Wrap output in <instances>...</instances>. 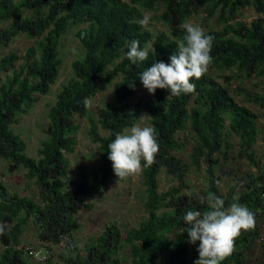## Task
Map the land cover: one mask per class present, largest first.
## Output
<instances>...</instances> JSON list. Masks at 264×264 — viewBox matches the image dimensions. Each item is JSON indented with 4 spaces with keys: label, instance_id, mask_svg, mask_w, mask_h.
<instances>
[{
    "label": "trees",
    "instance_id": "16d2710c",
    "mask_svg": "<svg viewBox=\"0 0 264 264\" xmlns=\"http://www.w3.org/2000/svg\"><path fill=\"white\" fill-rule=\"evenodd\" d=\"M161 6L159 18L167 29L155 32L134 22L145 11ZM248 6L264 13V0H0V157L8 161L10 171L26 170L39 198L9 190L0 177V225L5 226L0 232V264L29 263L21 244L31 219L40 242L64 243L61 258L66 264H193L198 253L196 245L187 240L182 217L189 209L207 210V204L196 197L209 192L224 197L225 206L238 197L252 211L254 226L241 230L232 253L222 261L248 263L251 249L264 241V166L254 148L260 132L258 114L209 72L211 68L264 76V17L251 22L234 20ZM199 13L205 19L216 17L224 26L204 29L212 36V61L206 73L194 80V90L171 96L167 89L157 88L147 99L133 103L142 87L138 74L154 61L168 62L176 50L175 41L182 40L181 25ZM80 24L84 25L76 36L84 53L72 62L73 75L63 83L48 111L46 137L38 157H33L13 124L51 91L63 62L61 39L73 25ZM21 34L35 38L24 53L16 49L1 52ZM132 39L148 49L146 61L133 64L125 56ZM110 85L114 100L90 121L89 134L99 146L100 163L90 170L80 166L74 176L67 157L77 143L79 124L74 117L86 116L89 106L85 102ZM251 96L249 93L246 99L253 100ZM253 97L264 105V93ZM143 113L155 128L159 144L153 163L142 169L145 215L125 233L117 220H110L101 234L79 246L74 238L81 226L79 213L92 209L90 197L117 178L107 158V143L115 132L138 123ZM181 131L193 142L189 160L177 153L188 145ZM232 134L238 137V144ZM237 157L248 160L256 170L237 175L236 182L224 191L220 180L230 173L231 160ZM203 166L204 186L193 189L188 176L193 168ZM162 171L177 182L166 191L160 190ZM46 262L36 264H57L50 256Z\"/></svg>",
    "mask_w": 264,
    "mask_h": 264
},
{
    "label": "rangeland",
    "instance_id": "374dc122",
    "mask_svg": "<svg viewBox=\"0 0 264 264\" xmlns=\"http://www.w3.org/2000/svg\"><path fill=\"white\" fill-rule=\"evenodd\" d=\"M162 11L163 6L159 7L157 10L144 12L145 14H149L151 18V22L147 27L155 32L167 29V25L159 18ZM259 16L264 17V13H258L255 7L248 6L242 9L234 20L251 22ZM187 21L199 24L203 30L208 26H213L217 29L224 26V23H220L216 17L205 19L204 13L196 14ZM83 25L84 24L73 25L61 39L60 56L63 62L58 78L52 85L51 91L48 94L41 95L40 99L31 108L21 113L18 117V121L13 124L14 130L27 142V153L33 157H38V148L41 141L46 137V129L49 127L48 111L51 105L55 103L63 83L67 82L73 75L72 62L82 57L84 53V47L76 36V31ZM34 42L35 38L21 34L16 36L7 47L1 50V52L16 49L20 53H24ZM236 71L237 70L215 71L209 68V72L216 76L221 83H227L229 85L239 102L247 104L258 114L260 132L259 139L254 148L261 160V164L264 166V105L255 102L253 97L256 93H264V76L240 75ZM221 74L231 77L227 80L226 77H221ZM249 93L252 94L251 97L253 100L246 99ZM149 95L150 93L146 88L143 86L139 87L133 97V103L141 99L145 100ZM113 100V85H110L107 89L89 98V112L86 116L74 117V122L79 124L76 135L77 143L75 145V150L67 154L74 176L78 174L80 166H85L90 170L93 166L99 165V146L92 141L89 134L90 121L91 118L97 119L99 109ZM138 124H150L149 117L146 113L142 114ZM180 136L186 138L185 140L188 141V145L177 153L183 159L189 160L193 142L185 131H181ZM231 138L235 144H238L239 139L236 135L232 134ZM236 150L237 145L234 146V151ZM231 161L230 167H228L230 173L220 180L224 191H227L230 185L236 182L237 175L244 176L248 170H256V167L246 159H238L237 157ZM25 172L26 170L24 168L10 171L8 169V161L0 157V177L7 185L8 189L20 192L23 195H29L39 200L38 188L33 180L27 178ZM205 174L204 166L199 170L193 168L188 176V181L193 189L204 186ZM159 177L160 190L162 191H166L171 185L177 183L176 180L165 171H162ZM144 195L142 171L139 174H132L125 178L117 177L111 182L107 189L93 194L90 197V201L93 202L94 207L79 213L81 226L74 232V238L77 244L83 246L91 236L101 234L105 228L106 222L110 220H117L123 233H125L129 227L138 225L145 215L143 206ZM31 220L23 234L21 246H24V248L30 246L41 247L44 250H48V254H50V257L57 264H66L61 258V254L64 252V243L52 244L49 242H40L37 227ZM248 263L264 264V241H258L251 249ZM125 264H129V262Z\"/></svg>",
    "mask_w": 264,
    "mask_h": 264
},
{
    "label": "clouds",
    "instance_id": "9594fccd",
    "mask_svg": "<svg viewBox=\"0 0 264 264\" xmlns=\"http://www.w3.org/2000/svg\"><path fill=\"white\" fill-rule=\"evenodd\" d=\"M134 22L146 28L151 18L149 14H142ZM181 27L184 30L182 40L175 41L176 50L169 56L168 62L154 61L138 74L142 86L149 93L157 88L167 89L171 96L191 93L194 80L206 73L212 61V36L199 24L189 21ZM138 44L136 39H132L127 45L125 56L130 63L148 59V49ZM157 135L152 125L136 122L115 132L114 138L107 143V158L111 161L113 173L118 178H125L149 167L159 149ZM196 199L206 203L207 210L189 209L182 217L186 222L183 231L187 232L188 242L196 245L198 253L193 264H222L232 253L234 239L241 234V230L247 231L254 226L253 213L239 202L238 197H234L227 206L224 197L211 192L205 196L197 195ZM4 230L5 226L0 225V232Z\"/></svg>",
    "mask_w": 264,
    "mask_h": 264
},
{
    "label": "built area",
    "instance_id": "2783aa9c",
    "mask_svg": "<svg viewBox=\"0 0 264 264\" xmlns=\"http://www.w3.org/2000/svg\"><path fill=\"white\" fill-rule=\"evenodd\" d=\"M261 221H262V227L264 228V207H262L261 209ZM25 251L30 259L28 264H36V262L37 263L46 262L47 258L50 256V254H48V250H44L41 247H37V246L27 247L25 248Z\"/></svg>",
    "mask_w": 264,
    "mask_h": 264
}]
</instances>
